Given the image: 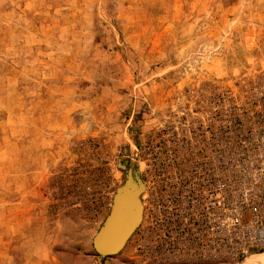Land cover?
Segmentation results:
<instances>
[{
	"label": "rangeland",
	"instance_id": "374dc122",
	"mask_svg": "<svg viewBox=\"0 0 264 264\" xmlns=\"http://www.w3.org/2000/svg\"><path fill=\"white\" fill-rule=\"evenodd\" d=\"M215 115H264V0H0V264H143L96 241Z\"/></svg>",
	"mask_w": 264,
	"mask_h": 264
},
{
	"label": "built area",
	"instance_id": "2783aa9c",
	"mask_svg": "<svg viewBox=\"0 0 264 264\" xmlns=\"http://www.w3.org/2000/svg\"><path fill=\"white\" fill-rule=\"evenodd\" d=\"M196 127L177 142L189 162L146 175L134 242L143 264H226L264 252V115L209 116Z\"/></svg>",
	"mask_w": 264,
	"mask_h": 264
},
{
	"label": "water",
	"instance_id": "95a60500",
	"mask_svg": "<svg viewBox=\"0 0 264 264\" xmlns=\"http://www.w3.org/2000/svg\"><path fill=\"white\" fill-rule=\"evenodd\" d=\"M129 183L132 189L131 204L128 210L129 222L124 225L118 219H112L114 231L102 234L96 241L95 250L99 256L109 257L116 254L141 224L143 217L141 193L144 188L136 173L133 175L129 173Z\"/></svg>",
	"mask_w": 264,
	"mask_h": 264
},
{
	"label": "bare ground",
	"instance_id": "6f19581e",
	"mask_svg": "<svg viewBox=\"0 0 264 264\" xmlns=\"http://www.w3.org/2000/svg\"><path fill=\"white\" fill-rule=\"evenodd\" d=\"M238 264H264V253L250 256Z\"/></svg>",
	"mask_w": 264,
	"mask_h": 264
}]
</instances>
